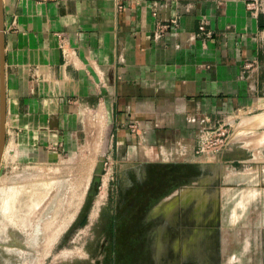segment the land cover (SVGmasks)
I'll return each instance as SVG.
<instances>
[{
    "label": "crops",
    "instance_id": "0c3cea01",
    "mask_svg": "<svg viewBox=\"0 0 264 264\" xmlns=\"http://www.w3.org/2000/svg\"><path fill=\"white\" fill-rule=\"evenodd\" d=\"M217 2L2 0L8 154L59 155L39 148H71L96 108L105 155L138 177L195 155L201 122L264 113L258 15ZM201 18L215 32L206 47Z\"/></svg>",
    "mask_w": 264,
    "mask_h": 264
},
{
    "label": "rangeland",
    "instance_id": "374dc122",
    "mask_svg": "<svg viewBox=\"0 0 264 264\" xmlns=\"http://www.w3.org/2000/svg\"><path fill=\"white\" fill-rule=\"evenodd\" d=\"M242 1L262 28L264 82V0ZM214 33L201 18L194 38L206 47ZM253 107L201 122L195 155L138 177L105 155L95 107L78 143L39 148L59 155H9L4 135L0 264H264V113Z\"/></svg>",
    "mask_w": 264,
    "mask_h": 264
},
{
    "label": "water",
    "instance_id": "95a60500",
    "mask_svg": "<svg viewBox=\"0 0 264 264\" xmlns=\"http://www.w3.org/2000/svg\"><path fill=\"white\" fill-rule=\"evenodd\" d=\"M2 0H0V155L3 152L4 135H5V93H4V78H3V15H2Z\"/></svg>",
    "mask_w": 264,
    "mask_h": 264
},
{
    "label": "built area",
    "instance_id": "2783aa9c",
    "mask_svg": "<svg viewBox=\"0 0 264 264\" xmlns=\"http://www.w3.org/2000/svg\"><path fill=\"white\" fill-rule=\"evenodd\" d=\"M37 1H42L43 2V1H47V0H37Z\"/></svg>",
    "mask_w": 264,
    "mask_h": 264
}]
</instances>
